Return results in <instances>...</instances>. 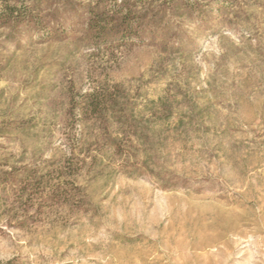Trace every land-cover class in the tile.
Instances as JSON below:
<instances>
[{
	"label": "rangeland",
	"instance_id": "1",
	"mask_svg": "<svg viewBox=\"0 0 264 264\" xmlns=\"http://www.w3.org/2000/svg\"><path fill=\"white\" fill-rule=\"evenodd\" d=\"M0 264H264V0H0Z\"/></svg>",
	"mask_w": 264,
	"mask_h": 264
},
{
	"label": "trees",
	"instance_id": "2",
	"mask_svg": "<svg viewBox=\"0 0 264 264\" xmlns=\"http://www.w3.org/2000/svg\"><path fill=\"white\" fill-rule=\"evenodd\" d=\"M118 12L122 13L121 16H119L120 18L107 19L105 18L103 11H93L87 24L86 36L89 37V39L95 37L101 40H108L120 34L126 35L130 33L134 24L137 31H139V27H142L144 24H141V22L130 21V19L127 18V16L130 15V10H126L124 2L118 5L117 13Z\"/></svg>",
	"mask_w": 264,
	"mask_h": 264
}]
</instances>
